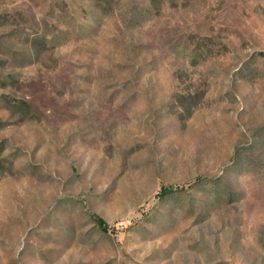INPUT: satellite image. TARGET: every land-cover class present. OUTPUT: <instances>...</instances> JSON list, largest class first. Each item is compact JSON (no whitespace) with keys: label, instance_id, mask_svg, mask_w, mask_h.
I'll return each mask as SVG.
<instances>
[{"label":"rangeland","instance_id":"obj_1","mask_svg":"<svg viewBox=\"0 0 264 264\" xmlns=\"http://www.w3.org/2000/svg\"><path fill=\"white\" fill-rule=\"evenodd\" d=\"M0 264H264V0H0Z\"/></svg>","mask_w":264,"mask_h":264},{"label":"trees","instance_id":"obj_2","mask_svg":"<svg viewBox=\"0 0 264 264\" xmlns=\"http://www.w3.org/2000/svg\"><path fill=\"white\" fill-rule=\"evenodd\" d=\"M175 191V189L173 187H164L161 189L159 196L161 197H165L168 196L170 194H172ZM94 221L96 222L97 226L102 230V231H106L107 230V224L105 223V221L101 218H99L98 216H95Z\"/></svg>","mask_w":264,"mask_h":264}]
</instances>
